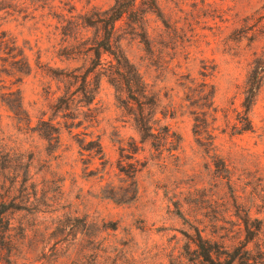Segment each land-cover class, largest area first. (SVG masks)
<instances>
[{
    "label": "rangeland",
    "instance_id": "374dc122",
    "mask_svg": "<svg viewBox=\"0 0 264 264\" xmlns=\"http://www.w3.org/2000/svg\"><path fill=\"white\" fill-rule=\"evenodd\" d=\"M157 2L112 33L157 98L144 140L113 56L93 67L115 0H0V264H209L196 227L264 264V0Z\"/></svg>",
    "mask_w": 264,
    "mask_h": 264
},
{
    "label": "trees",
    "instance_id": "16d2710c",
    "mask_svg": "<svg viewBox=\"0 0 264 264\" xmlns=\"http://www.w3.org/2000/svg\"><path fill=\"white\" fill-rule=\"evenodd\" d=\"M153 1V10L158 9L157 0ZM137 0H115V3L110 7L103 9L99 13V21L103 24L105 28V34L98 37L93 43L92 47L95 51L97 62L93 67H97L103 64V54L108 52L113 56L111 61L110 72L105 73L109 80L115 84V82L121 83L125 91L132 94V98L138 103V111L135 113V121L139 132L143 135L144 140L148 137H160V133L155 131L153 124V119L155 118L156 112L148 111L155 103V94L146 87V84L140 74L139 70L134 66L133 63L129 61L127 56L124 54L121 48L114 47L112 42V33L115 28V22L117 19L122 17L125 13L137 11ZM113 60H116L114 63ZM255 68V78L257 79L251 83V85H246L245 97L242 102L243 110L240 112V122L242 125L238 127L239 132H244L246 130L253 128V120L251 119L250 112L253 109L255 103L257 89L259 88V76L260 72L263 70L260 67V63ZM90 71V69H88ZM68 77H79L83 80L84 88L88 86V73L83 72L81 74L76 73H65ZM149 99L151 100L149 105ZM133 102V101H132ZM131 105V100L127 103ZM151 106V108L149 107ZM43 121V120H42ZM166 127V125H165ZM40 131L43 130L41 127ZM159 133V134H158ZM162 135V134H161ZM4 209H0V227L2 226L5 218ZM251 210L246 212L245 217H243L245 227L247 231L253 234L255 237L259 234L262 225H254ZM260 220L255 217V220ZM255 226V228H253ZM195 233L190 236V239L196 244V249L199 255L204 261L209 264H236L237 255L227 248L225 244H220L213 242L210 238L203 235L202 230L198 227L195 228ZM243 255L241 256V258Z\"/></svg>",
    "mask_w": 264,
    "mask_h": 264
}]
</instances>
